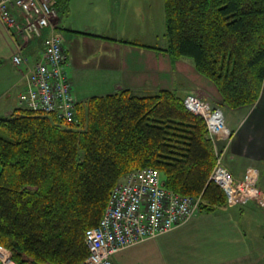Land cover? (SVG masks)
<instances>
[{
    "label": "trees",
    "instance_id": "trees-1",
    "mask_svg": "<svg viewBox=\"0 0 264 264\" xmlns=\"http://www.w3.org/2000/svg\"><path fill=\"white\" fill-rule=\"evenodd\" d=\"M167 47L190 58L230 108L252 107L264 82V0H164ZM77 121L19 107L0 116V244L19 264H80L114 186L153 167L167 188L226 207L210 179L205 119L172 89H129L77 103Z\"/></svg>",
    "mask_w": 264,
    "mask_h": 264
},
{
    "label": "crops",
    "instance_id": "crops-1",
    "mask_svg": "<svg viewBox=\"0 0 264 264\" xmlns=\"http://www.w3.org/2000/svg\"><path fill=\"white\" fill-rule=\"evenodd\" d=\"M152 0H57L58 14L41 37L20 40L0 18V116L22 107L19 94L27 74L41 59L45 39L63 37L67 71L77 103L129 89L148 95L172 89L185 97L196 94L221 107L233 130L223 161L242 177L249 167L264 178V82L252 107L230 108L217 86L200 74L192 59H174L167 47L166 19L158 25ZM19 24L25 23L17 11ZM165 18V16H164ZM22 43V45H21ZM22 52L28 64L13 57ZM116 264H264V206L248 203L200 211L173 230L114 255ZM1 264V263H0Z\"/></svg>",
    "mask_w": 264,
    "mask_h": 264
},
{
    "label": "built area",
    "instance_id": "built-area-1",
    "mask_svg": "<svg viewBox=\"0 0 264 264\" xmlns=\"http://www.w3.org/2000/svg\"><path fill=\"white\" fill-rule=\"evenodd\" d=\"M17 11L24 14L23 25L18 22ZM57 14V0H0V18L20 40L41 37ZM13 60L18 65L28 64L22 52ZM19 101L22 107L55 114L69 123L77 121V100L67 71L63 37L59 33L53 31L45 39L42 57L29 69ZM184 104L207 123L217 153L210 179L224 189L227 204L264 206L259 168L249 167L242 177H236L223 161L234 134L226 123L224 110L196 94H187ZM201 202L202 195H184L167 188L161 172L153 167L129 172L112 189L99 223L86 230L88 255L80 264H116L115 254L189 221L201 211ZM0 263L19 264L12 250L3 244H0Z\"/></svg>",
    "mask_w": 264,
    "mask_h": 264
},
{
    "label": "rangeland",
    "instance_id": "rangeland-1",
    "mask_svg": "<svg viewBox=\"0 0 264 264\" xmlns=\"http://www.w3.org/2000/svg\"><path fill=\"white\" fill-rule=\"evenodd\" d=\"M65 1L66 0H62V2H65ZM83 1L84 0H71V3L73 4V6H76L77 7V6H80L83 3ZM152 2H153L152 4L154 5L153 6L154 7L153 14H154V16H158L157 23H158V25H162V27H163V24L164 23H162V16H163V21L164 22H165V19H166V16H165V7H164V0H152ZM164 16H165V18H164ZM1 170H2V165L0 163V173H1ZM263 184H264V178H262V180H261V185H263ZM259 185H260V181H259Z\"/></svg>",
    "mask_w": 264,
    "mask_h": 264
},
{
    "label": "water",
    "instance_id": "water-1",
    "mask_svg": "<svg viewBox=\"0 0 264 264\" xmlns=\"http://www.w3.org/2000/svg\"><path fill=\"white\" fill-rule=\"evenodd\" d=\"M46 264H49V263H46Z\"/></svg>",
    "mask_w": 264,
    "mask_h": 264
}]
</instances>
